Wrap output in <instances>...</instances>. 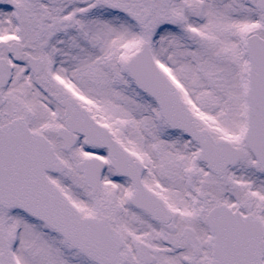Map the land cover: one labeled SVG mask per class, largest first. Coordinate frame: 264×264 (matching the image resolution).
Listing matches in <instances>:
<instances>
[{"label":"snow or ice","instance_id":"snow-or-ice-1","mask_svg":"<svg viewBox=\"0 0 264 264\" xmlns=\"http://www.w3.org/2000/svg\"><path fill=\"white\" fill-rule=\"evenodd\" d=\"M0 264H264V0H0Z\"/></svg>","mask_w":264,"mask_h":264}]
</instances>
